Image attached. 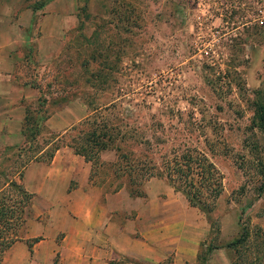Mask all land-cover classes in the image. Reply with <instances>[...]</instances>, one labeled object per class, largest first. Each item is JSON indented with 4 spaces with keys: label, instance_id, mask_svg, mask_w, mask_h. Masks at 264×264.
<instances>
[{
    "label": "rangeland",
    "instance_id": "374dc122",
    "mask_svg": "<svg viewBox=\"0 0 264 264\" xmlns=\"http://www.w3.org/2000/svg\"><path fill=\"white\" fill-rule=\"evenodd\" d=\"M70 18L52 49L42 47L37 54L32 42L13 51L15 71L8 78L16 90H29L20 100L22 119L9 125L2 119L0 125V182L14 173L33 193L11 244L23 241L17 256H28L27 243L36 237L32 250L49 248V242L39 241L54 238L53 264L60 250L77 247L80 228L73 219L80 207L64 203L65 191L53 189L56 176L65 172L67 191L85 180L87 169L90 183L91 164L59 142L50 162L44 152L42 160L21 169V180L18 169L27 155L50 149L54 134L94 108L115 114L122 128L138 131L152 150L199 148L224 176L223 195L209 215L164 177L146 180L135 195L125 177L114 179L109 165L115 150L101 152L105 165L92 176L107 189L117 250H129L112 264H151L159 248L164 257L155 264H197L209 242L222 245L238 235L240 208L249 202L243 220L264 230V215L258 216L264 201V194L258 195L264 132L251 124L256 93L264 94V0H77ZM26 106L28 117L43 126L31 145L21 132ZM8 112L0 111V118ZM46 166H52L47 173ZM115 183L121 187L112 191ZM68 226L72 232L65 239ZM233 257L232 250L219 247L208 264H231Z\"/></svg>",
    "mask_w": 264,
    "mask_h": 264
},
{
    "label": "trees",
    "instance_id": "16d2710c",
    "mask_svg": "<svg viewBox=\"0 0 264 264\" xmlns=\"http://www.w3.org/2000/svg\"><path fill=\"white\" fill-rule=\"evenodd\" d=\"M39 96H42V93ZM42 103L43 100L40 104ZM29 112L30 109L26 106L21 132L27 143L31 145L36 141L43 126L39 120L30 119ZM40 118L46 119L47 115H41ZM251 124L252 127H257L264 132V94L261 91L256 93ZM137 132L122 128L115 114L104 113L94 108L90 114L65 129L62 134H54L55 137L50 142L55 144L50 149L38 148L32 155H27L18 169L19 180L22 177L21 169H24L32 160H42L44 152H48L46 160L50 162L59 149V142L70 147L75 154L89 162L92 173H97L99 168L105 165L103 161H100L101 152L111 148L116 153V160L109 165L112 168V174L115 175L114 179H118V176L125 177L126 184L131 187L135 195H140L141 187L146 180L152 177H164L175 191L184 195L190 205L210 215L223 195L224 176L209 156L199 148L187 145H184L182 149L172 148L170 151L167 148L162 151L152 150L150 141L140 139ZM17 151L19 148L15 152ZM260 167L262 183L258 188L260 193L258 195L261 196L264 194V170L262 169L264 164L262 162ZM92 173H90V181L106 192L107 189L103 187L102 181H95ZM0 174L4 173L0 171ZM13 176L14 173L4 177L0 182V264L4 251L17 239V230L25 220L24 207L33 195L20 181L13 179ZM112 182L113 180L108 185ZM120 187L121 184L117 183L112 191ZM251 204L249 202L240 208L238 235L222 245L209 242V246L199 252L197 264H208L211 252L219 247H225L234 252L235 257L231 264H264V230L260 225L251 224L242 217L245 209ZM262 215H264V201L258 216ZM214 229L216 231L214 237H216L219 227L215 226ZM39 239L36 237L28 241L27 247L30 253H32V242Z\"/></svg>",
    "mask_w": 264,
    "mask_h": 264
},
{
    "label": "crops",
    "instance_id": "0c3cea01",
    "mask_svg": "<svg viewBox=\"0 0 264 264\" xmlns=\"http://www.w3.org/2000/svg\"><path fill=\"white\" fill-rule=\"evenodd\" d=\"M38 1L0 0V111H9L0 118V125L2 119L8 125L14 123V120L18 123L22 119L24 109L20 100L23 93L26 94L29 90V87L21 86L16 90L8 78L15 71L16 58L13 54L15 48L34 42L37 54L42 52V47L52 49L59 44L67 27V19H71L70 16L75 18L77 0H46L40 4ZM32 168L37 169L35 165ZM44 168L47 173L52 166ZM69 178L70 174L66 172L65 175H57L53 190L60 191V194L65 191V197L62 196L64 203L68 202L80 207L78 217L73 219L75 225L78 223L80 231L76 234L74 246L77 247L66 251L60 250V260L57 264H112L111 261L119 256V252L123 254L129 250H117L108 193L99 186L91 185V181L89 183V169L85 170V180H81L78 186L67 191ZM71 232V227L68 226L65 239ZM53 239L49 237V240L39 241V245L44 241L49 242V248L52 247L50 250L47 246L42 248L38 245L39 247H33L32 253L27 249L28 256L24 253L23 256H17L15 249L23 241H16L8 251H5L2 263L53 264L51 259L55 252H58L53 251L55 246ZM145 245L150 252L152 248L148 243ZM48 252H51L50 256L47 255ZM21 257L22 260H19ZM163 257L164 251L159 248L156 259H153L154 256L150 257L151 264L158 263Z\"/></svg>",
    "mask_w": 264,
    "mask_h": 264
}]
</instances>
